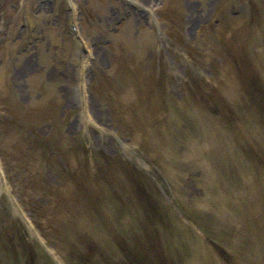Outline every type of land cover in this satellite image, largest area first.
Here are the masks:
<instances>
[{
    "label": "rangeland",
    "instance_id": "1",
    "mask_svg": "<svg viewBox=\"0 0 264 264\" xmlns=\"http://www.w3.org/2000/svg\"><path fill=\"white\" fill-rule=\"evenodd\" d=\"M0 172V264H264V0H0Z\"/></svg>",
    "mask_w": 264,
    "mask_h": 264
},
{
    "label": "bare ground",
    "instance_id": "2",
    "mask_svg": "<svg viewBox=\"0 0 264 264\" xmlns=\"http://www.w3.org/2000/svg\"><path fill=\"white\" fill-rule=\"evenodd\" d=\"M80 74V73H79Z\"/></svg>",
    "mask_w": 264,
    "mask_h": 264
}]
</instances>
